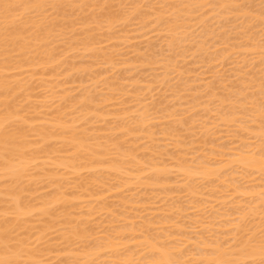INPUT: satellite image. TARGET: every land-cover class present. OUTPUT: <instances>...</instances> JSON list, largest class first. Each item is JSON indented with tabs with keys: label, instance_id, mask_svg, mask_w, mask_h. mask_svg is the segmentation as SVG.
<instances>
[{
	"label": "snow or ice",
	"instance_id": "1",
	"mask_svg": "<svg viewBox=\"0 0 264 264\" xmlns=\"http://www.w3.org/2000/svg\"><path fill=\"white\" fill-rule=\"evenodd\" d=\"M69 19L121 46L133 33L144 37L128 67L138 87L113 85L110 102L127 105L121 132L137 135L145 160L165 145L167 159L177 155L173 146L196 153L199 166L185 171L197 183L219 180L218 191L227 185L229 227L213 231L212 213L197 201L193 224L179 231L145 215L130 221L135 234L128 223L113 224L100 238L78 219L82 213L69 210L73 192L53 195L45 185L51 199L35 205L32 165L17 166L28 157L23 146L31 142L34 117L20 80L9 74L0 81V183L10 193L0 206V264H264V0H0L5 70L23 71L20 64L40 50L47 55L50 37L72 31ZM125 151L127 167L111 184L120 191L124 174L140 163L135 149ZM109 255L117 258L101 259Z\"/></svg>",
	"mask_w": 264,
	"mask_h": 264
},
{
	"label": "rangeland",
	"instance_id": "2",
	"mask_svg": "<svg viewBox=\"0 0 264 264\" xmlns=\"http://www.w3.org/2000/svg\"><path fill=\"white\" fill-rule=\"evenodd\" d=\"M173 2H180V0H173ZM68 23L72 31L66 30L62 36L50 37L52 43L48 46V54L45 55L40 50L38 58L34 57L31 61L20 64L23 71L9 73L0 61V81L9 74L14 81L20 80L21 87L24 89L23 100L31 107L28 115L34 117L29 120V124L34 125L31 142L27 143V147L24 144L28 151V157H25L24 163H30L32 172L36 174L34 183L31 185L33 191L30 194L33 203L38 206L42 199H51L46 194L45 185L47 191H52L53 195L62 190L73 192L74 195L70 201L72 208L69 210L78 214L82 213L78 219L82 218L85 224L91 225L96 230L94 235L103 238L102 230L113 224L128 223L129 233L135 234L132 233L130 221L133 219L139 221L145 215L154 218L162 228L179 231L180 227L193 224L197 213L193 211L192 205L194 202L201 201L212 213L210 223L215 224L212 230L226 231L229 226L225 224L228 223L227 209L231 206L228 197L224 198L229 195L226 192L227 185L226 189L218 191L220 184L218 180L212 183L211 180L203 179L202 181L201 179L197 183L193 177L187 179L185 174H181L189 165L191 167L188 168L193 169L199 166L200 161L193 162L191 159L196 153L191 152L186 146L180 148L173 146L172 151L177 155L167 159L168 146L165 145L155 159H152V153H149L145 160L144 150L138 147L140 140L137 135L129 133L126 137L121 132L123 121L119 118L125 115L127 105L110 102L114 92L113 85L118 84L119 89L128 90L138 87L137 83L130 78L128 67L136 63L131 59L135 51L134 45L138 39L143 40L144 37H138L136 33H133L132 39L123 41L121 46L119 40L101 41L99 35L93 37L91 33L73 25L71 19ZM73 31L75 35L72 34ZM101 42L104 45L103 48L100 47ZM135 70V68L132 69L133 72ZM17 91L19 92V88ZM125 95H128V92H125ZM135 96L136 94L132 93L133 99L129 101L130 104L134 102ZM81 104H84V107L81 108ZM136 107L140 106L136 105ZM41 135L45 137L48 135L46 141ZM61 137H63L62 140L58 139ZM75 138L77 142H80L78 147L81 146L78 152L75 149L77 146H74ZM121 144L124 145L123 148L120 147ZM37 145H42L43 148ZM25 147L23 146L24 149ZM126 149H135L133 154H138L140 163L132 164L131 171L124 174L123 181L118 184V188L122 191L112 187L111 189L112 182L121 175L116 170L127 167L124 156ZM207 149L211 152L213 146L208 144ZM83 156L85 159L82 158ZM25 160L22 159V161ZM145 162L148 163V167L143 166ZM156 168L160 169L159 175ZM60 185H63V189ZM179 185L183 186L179 187ZM4 189L6 190L5 185L0 183V206L4 205L7 198L5 195L7 192L5 194L1 192ZM190 192H194V195L192 196ZM220 199H225L226 202ZM200 206L197 204V207ZM154 208L156 210H153ZM89 209H94L91 212V218L88 215ZM169 216L171 219H166ZM222 217L223 220H221ZM125 243L133 248V253H129L128 256L133 258L135 247L132 241ZM53 258L56 259V257ZM79 258L86 257L81 254ZM115 258L117 257L111 255L101 256V259ZM135 258H139L138 253L135 254Z\"/></svg>",
	"mask_w": 264,
	"mask_h": 264
},
{
	"label": "bare ground",
	"instance_id": "3",
	"mask_svg": "<svg viewBox=\"0 0 264 264\" xmlns=\"http://www.w3.org/2000/svg\"><path fill=\"white\" fill-rule=\"evenodd\" d=\"M178 1H179V0H178ZM217 11H219V10H217ZM0 69H1V68H0ZM1 80H2V79H1ZM110 88H111V87H110ZM108 98H109V97H108ZM93 102H94V101H93ZM97 102H98V101H97ZM64 127H66V126H64ZM66 128H67V127H66ZM46 129H47V128H46ZM64 129H65V128H64ZM34 131H35V130H34ZM42 131H43V130H42ZM44 131H45V130H44ZM50 131H51V130H50ZM64 131H65V130H64ZM40 132H41V130H40ZM47 132H48V131H47ZM60 132H61V131H60ZM45 133H46V132H45ZM64 133H65V132H64ZM35 134H36V133H35ZM42 134H43V132H42ZM48 134H49V133H48ZM52 134H53V133H52ZM71 134H72V132H71ZM38 135H39V134H38ZM41 136H44V137H42V138H45V141H46V139L48 138V137H47L48 135H46L47 138L45 137V135H41ZM41 136H40V137H41ZM70 137H71V136H70ZM73 137H74V136H73ZM56 138H57V137H56ZM79 138H80V137H79ZM49 139H50V138H49ZM51 139H52V138H51ZM58 139H61V140H62L63 137L58 138ZM71 139H72V138H71ZM82 139H83V138H82ZM41 140H42V139H41ZM64 140H65V139H64ZM68 140L70 141V139H68ZM68 140H66L67 143H68ZM43 141H44V140H43ZM45 141H44V142H45ZM73 141H76V142L74 143V144H75L74 146H77V147H75V149H76L77 152H78V151H79L78 149L81 150V148H80L81 146L78 147V146H79V144H78L79 141L77 142V139H76V138H75V140H73ZM83 141H84V140H83ZM41 142H42V141H41ZM44 142H43V143H44ZM64 142H65V141H64ZM70 142H72V141H70ZM81 142H82V141H81ZM76 143H77L78 145H76ZM79 143H80V142H79ZM82 143H83V142H82ZM25 144H26V147H27L28 144H27V143H25ZM70 144H71V143H70ZM72 144H73V143H72ZM84 146H85V145H84ZM84 146H83V148H84ZM24 147H25V145H24ZM26 147H25V149H26ZM39 150H40V149H39ZM84 150H85V149H84ZM84 150H83V151H84ZM90 151H91V150H90ZM90 151H89V153H90ZM93 151H94V150H93ZM43 152H44V151H43ZM51 152H52V151H51ZM91 152H92V151H91ZM105 152H106V151H105ZM34 153H35V152H34ZM75 153H76V152H75ZM97 153H98V152H97ZM84 154H85V153H84ZM91 154H92V153H91ZM102 154H103V153H102ZM123 154H124V153H123ZM34 155H35V154H34ZM80 155H82V153H81ZM92 155H93V154H92ZM98 155H99V154H98ZM35 156H36V155H35ZM87 156H88V155H87ZM89 156H90V155H89ZM89 156H88V157H89ZM96 156H97V155H96ZM104 156H105V155H104ZM124 156H125V155H124ZM76 157H77V155H76ZM82 158H84V156H83ZM82 158H81V159H82ZM93 158H95V155L92 157V159H93ZM100 158H101V157H100ZM122 158H123V157H122ZM1 159H2V158H1ZM22 159L25 160L26 158H25V157H24V158L21 157V159L17 162V166H20V165L24 164V162H26V160H25V161H22ZM81 159H80V160H81ZM84 159H85V158H84ZM92 159H90V161H91ZM191 159H192V158H191ZM185 160H186V159H185ZM93 161H94V159H93ZM95 161H96V160H95ZM183 161H184V160H183ZM188 161H189V160H188ZM198 161H199V160H198ZM70 162H71V161H70ZM72 162H73V161H72ZM113 162H114V161H113ZM190 162H191V161H190ZM63 163H64V162H63ZM66 163H67V162H66ZM66 163H65V164H66ZM121 163H122V162H121ZM199 163H200V162H199ZM60 164L63 166L62 163H60ZM65 164H64V165H65ZM70 164H73V163H70ZM92 164H93V163H92ZM92 164H91V165H92ZM96 164H97V163H96ZM111 164H112V163H111ZM187 164H188V162H187ZM66 165H67V164H66ZM73 165H74V164H73ZM177 165H178V164H177ZM179 165H180V164H179ZM184 165H186V164H184ZM195 165H196V163H195ZM195 165H194V166H195ZM62 166H61V167H62ZM69 166H70V165H69ZM87 166H88V165H87ZM111 166H112V165H111ZM111 166H108V168H109V167L111 168ZM113 166H114V165H113ZM113 166H112V167H113ZM161 166H162V165H161ZM164 166H165V165H164ZM186 166H187V165H186ZM189 166L191 167V165H189ZM189 166H188V167H189ZM118 167H119V166H117V168H118ZM188 167H187V168H186V167H185V168H184V167H181V168L188 169ZM197 167H198V166H197ZM64 168H65V167H64ZM72 168H73V167H72ZM114 168H115V166H114ZM114 168H111V169L113 170ZM121 168H122V167H121ZM165 168H166V167H165ZM178 168H179V167H178ZM178 168H177V169H178ZM195 168H196V167H195ZM67 169H68V168H67ZM151 169H152V168H151ZM166 169H167V168H166ZM71 170H73V169H71ZM159 170H160V169L157 170V168H156V171H158V175H159V172H160ZM181 170H182V169H181ZM116 171H118L119 174H120V169H118V170H116ZM150 171H151V170H150ZM156 171H154V172H156ZM118 172H115V173H118ZM162 172H163V171H162ZM182 172H183V173H181V172H179V173H181L182 175L185 174V176H186L185 178H187V179H188V178H189V179L191 178V177L186 173L185 170H183ZM126 174H127V173H126ZM156 174H157V172H156ZM156 174H155V176H157ZM162 175H163V174H162ZM164 175H165V174H164ZM155 176H154V178H155ZM135 177H136V176H134V178H135ZM152 177H153V176H152ZM135 179H136V178H135ZM159 179H160V178H159ZM182 179H183V178H182ZM201 179H202V181H203V178H201ZM221 179H222V178H221ZM132 180H133V179H132ZM139 180H140V177H139ZM141 180H142V179H141ZM150 180H151V179H150ZM153 180H154V179H153ZM137 181H138V180H137ZM151 181H152V180H151ZM185 181H186V180H185ZM187 181H188V180H187ZM193 181H194V180H193ZM209 181H210V180H209ZM218 181H219V180H218ZM145 182H146V181H145ZM155 182H156V181H155ZM183 182H184V181H183ZM219 182H220V181H219ZM152 183H153V181H152ZM148 184H149V183H148ZM183 184L185 185L186 182L183 183ZM205 184H206V183H205ZM1 185H3V184L1 183ZM121 185H122V184H121ZM140 185H141V184H140ZM143 185H144V184H143ZM156 185H157V184H156ZM193 185H194V184H193ZM197 185H198V184H197ZM200 185H201V184H200ZM122 186H123V185H122ZM154 186H155V183H154ZM154 186H153V187H154ZM157 186H158V185H157ZM177 186H178V185H177ZM181 186H183V185H181ZM181 186L179 185V187H181ZM195 186H196V185H195ZM198 186H199V185H198ZM119 187H120V186H119ZM147 187H148V186H147ZM150 187H151V186H150ZM186 187H188V186H186ZM189 187H190V186H189ZM226 187H227V186H226ZM110 188H111V186H110ZM183 188H184V187H183ZM191 188H192V187H191ZM202 188H203V187H202ZM1 189H2V188H1ZM111 189H112V188H111ZM192 189H194V188H192ZM192 189H190V190H192ZM225 189H226V188H225ZM193 191H194V190H193ZM195 191H196V190H195ZM1 192H3L4 194L7 192V193L5 194L6 197H8V196L10 195V193H8L9 191L7 190V188H6V190L4 189V191H1ZM226 192H228V191L226 190ZM105 193H106V192H105ZM190 193H191V195H192L194 192H190ZM195 193H196V192H195ZM213 193H214V192H213ZM1 194H2V193H1ZM7 195H8V196H7ZM54 195H55V194H54ZM119 195L121 196V194H119ZM193 195H194V194H193ZM193 195H192V196H193ZM195 197H197V195H195ZM223 197H224V195H223ZM227 197H228V196L226 195V197H224V198L226 199ZM130 198H131V197H130ZM221 198H222V197H221ZM121 199H122V198H121ZM222 199H223V198H222ZM225 199H224V200H221V199H220V201H223V202H224ZM198 200H199V199H198ZM220 201H219V202H220ZM0 202H1V199H0ZM2 202H4V200H2ZM225 202H226V201H225ZM217 203H218V202H217ZM227 203H229V202H227ZM204 204H205V203H204ZM217 206H218V205H217ZM224 206H225V205H224ZM211 207H212V206H211ZM183 208H184V207H183ZM222 208H224V207H222ZM227 208H228V207H227ZM190 209H191V208H190ZM209 209H210V208H209ZM211 209H212V208H211ZM211 209H210V210H211ZM89 210H90V209H89ZM151 210H152V209H151ZM153 210H156V209L154 208ZM218 210H219V208H218ZM213 211H214V210H213ZM224 211H225V210H224ZM92 212H93V211H92ZM87 213H88V212H87ZM218 213H219V212H218ZM214 214H215V213H214ZM91 215H92V214H91ZM218 215H219V214H218ZM224 215H225V214H224ZM185 216H186V215H185ZM219 217H220V216H219ZM133 218H134V216H133ZM183 218H184V217H183ZM215 218H217V217H215ZM226 219H227V218H226ZM221 220H223V218H222ZM221 220H220V221H221ZM215 221H216V220H215ZM217 222H218V221H217ZM227 222H228V221H227ZM225 224L228 225V223H225ZM213 225H215V224H213ZM222 225H223V224H222ZM219 226H220V225H219ZM224 226H225V225H224ZM216 227H217V226H216ZM216 227H215V228H216ZM226 227H227V226H226ZM228 227H229V226H228ZM219 228H220V227H219ZM219 228H218V230H219ZM227 229H228V228H227ZM222 230H223V229H222ZM85 257H86V256H85ZM86 258H88V257H86ZM86 258H85V259H86ZM53 259H54V258H53Z\"/></svg>",
	"mask_w": 264,
	"mask_h": 264
}]
</instances>
